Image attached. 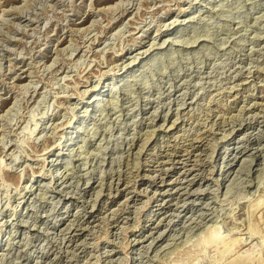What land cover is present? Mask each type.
I'll return each instance as SVG.
<instances>
[{
	"label": "rangeland",
	"instance_id": "374dc122",
	"mask_svg": "<svg viewBox=\"0 0 264 264\" xmlns=\"http://www.w3.org/2000/svg\"><path fill=\"white\" fill-rule=\"evenodd\" d=\"M0 21V264H264V0Z\"/></svg>",
	"mask_w": 264,
	"mask_h": 264
},
{
	"label": "bare ground",
	"instance_id": "6f19581e",
	"mask_svg": "<svg viewBox=\"0 0 264 264\" xmlns=\"http://www.w3.org/2000/svg\"><path fill=\"white\" fill-rule=\"evenodd\" d=\"M179 1V0H178ZM180 9V8H179ZM102 11V10H101ZM9 14V13H8ZM20 16V15H19ZM0 23H1V21H0ZM19 27V26H18ZM136 27V26H135ZM84 29V28H83ZM129 32V31H128ZM197 37V36H196ZM199 38V37H198ZM194 39V38H193ZM197 39V38H196ZM196 42V41H195ZM62 44V43H61ZM154 44V43H153ZM194 45V44H193ZM40 48V47H39ZM70 48V47H69ZM194 48V47H193ZM66 49V48H65ZM84 50V49H83ZM147 52V51H146ZM145 52V53H146ZM72 55V54H71ZM140 55V54H139ZM100 56H101V54H100ZM102 59V58H101ZM54 61V60H53ZM85 61V60H84ZM124 67V66H123ZM11 71V70H10ZM247 71V70H246ZM87 73V72H86ZM101 74V73H100ZM65 78V77H64ZM71 79V78H70ZM184 80V79H183ZM73 82V81H72ZM210 82V81H209ZM246 83V82H245ZM109 84V83H108ZM187 84V83H186ZM239 84V83H238ZM242 84V83H241ZM181 85V84H180ZM232 85V84H231ZM237 85V84H236ZM67 86V85H66ZM95 88V87H94ZM97 88V87H96ZM187 88V87H186ZM205 88V87H204ZM28 91V90H27ZM85 91V90H84ZM82 92V91H81ZM182 92V91H181ZM246 92V91H245ZM183 93V92H182ZM239 94V93H238ZM237 97V96H236ZM99 98V97H98ZM98 98H96V99H98ZM179 99V98H178ZM155 100V99H154ZM111 101V100H110ZM202 105V104H201ZM200 105V106H201ZM135 106V105H134ZM260 106V105H259ZM177 107V106H176ZM178 108V107H177ZM190 108V107H189ZM253 108V107H252ZM195 109V108H194ZM264 110V109H263ZM178 111V110H177ZM161 112V111H160ZM187 112V111H186ZM189 113V112H188ZM125 115V114H124ZM166 115V114H165ZM168 115V114H167ZM161 119V118H160ZM180 119V118H179ZM191 119V118H190ZM166 120V119H165ZM202 123V122H201ZM174 124H177V123H173L171 126L173 127V125ZM181 124V123H180ZM170 126V127H171ZM210 126V125H209ZM246 126V125H245ZM60 127V126H59ZM171 127V128H172ZM167 128V127H166ZM175 128V127H174ZM134 129V128H133ZM165 130V129H164ZM167 130V129H166ZM170 130V129H169ZM203 131V130H202ZM208 132V131H207ZM198 133V132H197ZM168 134V133H167ZM198 135V134H197ZM203 135V134H202ZM170 136H172V135H170ZM195 136V135H194ZM169 137V136H168ZM173 137V136H172ZM263 138V137H262ZM143 139V138H142ZM171 139V138H170ZM169 140V139H168ZM194 140H196V141H194V142H197V139H194ZM147 141H148V139H147ZM193 141V140H192ZM203 141V140H202ZM249 141V140H248ZM101 142V141H100ZM204 142V141H203ZM190 144V143H189ZM143 145V144H142ZM192 145V144H191ZM185 146V145H184ZM4 147V146H3ZM187 147V146H186ZM193 147V146H192ZM186 149V148H185ZM68 150V149H67ZM142 150V149H141ZM187 150V149H186ZM184 152V151H183ZM189 152V151H188ZM135 153V152H134ZM188 154V153H187ZM169 155V154H168ZM171 155H173V154H171ZM194 155V154H193ZM75 156H77V155H75ZM171 157V156H170ZM13 158V157H12ZM72 159V158H71ZM78 159V158H77ZM74 160V159H73ZM244 161V160H243ZM163 163V162H162ZM252 165V164H251ZM54 166V165H53ZM244 166V165H243ZM64 169V168H63ZM58 170V169H57ZM51 171V170H50ZM39 173V172H38ZM62 174V173H61ZM66 174V173H65ZM64 176V175H63ZM63 176H61V177H63ZM52 177V176H51ZM65 182V181H64ZM153 182V181H152ZM61 186V185H60ZM186 188V187H185ZM29 190V189H28ZM31 191V190H30ZM30 193H32V192H30ZM142 194V193H141ZM90 195V194H89ZM98 195V194H97ZM138 195V194H137ZM140 195V194H139ZM138 195V196H139ZM143 195V194H142ZM147 197V196H146ZM149 197V196H148ZM153 197V196H152ZM151 197V198H152ZM148 201H150V200H147V202ZM155 202V201H154ZM153 202V203H154ZM146 204H149V202L148 203H146ZM150 205V204H149ZM149 205H147V206H149ZM144 206V205H143ZM143 209V208H142ZM92 216V215H91ZM156 217V216H155ZM163 218V217H162ZM150 219V218H149ZM161 219V218H160ZM193 220V219H192ZM76 223V222H75ZM160 223V222H159ZM72 224V223H71ZM74 224V223H73ZM66 225V224H65ZM158 227V226H157ZM78 228V227H77ZM83 229V228H82ZM136 229V228H135ZM159 229V228H158ZM78 230V229H77ZM215 231V230H214ZM213 231V232H214ZM74 233V232H73ZM153 234V233H152ZM211 234H212V231H211ZM76 235V234H75ZM133 235V234H132ZM142 235V234H141ZM213 235H215V233L213 234ZM213 235H210L209 237L208 236H206V240H204L203 242V245H204V247H206V246H208V245H210V244H213V242L214 241H216V240H214V238H215V236L213 237ZM158 236H160V235H157V237ZM147 237V236H146ZM151 237H152V235H151ZM156 238V237H155ZM154 239V238H153ZM242 240V239H241ZM71 241V240H70ZM136 241V240H135ZM140 242V241H139ZM153 242H155V241H153ZM152 242V243H153ZM14 243V242H13ZM69 243V242H68ZM131 243V242H130ZM137 243H138V241H137ZM151 243V242H150ZM215 243V242H214ZM114 245V244H113ZM130 245V244H129ZM142 245V244H141ZM151 246H152V244H151ZM50 252V251H49ZM122 252V251H121ZM120 252V253H121ZM237 262V261H236ZM242 264H244L243 262H241ZM240 263V264H241ZM47 264V263H46ZM236 264H239V263H236Z\"/></svg>",
	"mask_w": 264,
	"mask_h": 264
}]
</instances>
